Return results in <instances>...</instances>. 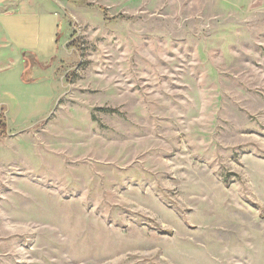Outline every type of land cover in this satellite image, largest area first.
<instances>
[{"label": "rangeland", "instance_id": "rangeland-1", "mask_svg": "<svg viewBox=\"0 0 264 264\" xmlns=\"http://www.w3.org/2000/svg\"><path fill=\"white\" fill-rule=\"evenodd\" d=\"M60 1L0 32V264H264V0Z\"/></svg>", "mask_w": 264, "mask_h": 264}, {"label": "crops", "instance_id": "crops-1", "mask_svg": "<svg viewBox=\"0 0 264 264\" xmlns=\"http://www.w3.org/2000/svg\"><path fill=\"white\" fill-rule=\"evenodd\" d=\"M66 4L60 0H0V32L10 50L15 54L31 51L41 64L61 57L70 35L64 38L62 32L64 24L67 33L70 31L72 7ZM56 46L54 56H49Z\"/></svg>", "mask_w": 264, "mask_h": 264}, {"label": "trees", "instance_id": "trees-1", "mask_svg": "<svg viewBox=\"0 0 264 264\" xmlns=\"http://www.w3.org/2000/svg\"><path fill=\"white\" fill-rule=\"evenodd\" d=\"M3 109V107H1ZM7 113V111H6ZM8 119L5 113L0 112V138L4 137L8 133Z\"/></svg>", "mask_w": 264, "mask_h": 264}]
</instances>
